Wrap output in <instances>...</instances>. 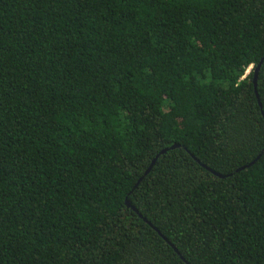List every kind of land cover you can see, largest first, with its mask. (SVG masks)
<instances>
[{
  "label": "trees",
  "instance_id": "trees-1",
  "mask_svg": "<svg viewBox=\"0 0 264 264\" xmlns=\"http://www.w3.org/2000/svg\"><path fill=\"white\" fill-rule=\"evenodd\" d=\"M263 58L264 0H0V264H264Z\"/></svg>",
  "mask_w": 264,
  "mask_h": 264
},
{
  "label": "water",
  "instance_id": "water-1",
  "mask_svg": "<svg viewBox=\"0 0 264 264\" xmlns=\"http://www.w3.org/2000/svg\"><path fill=\"white\" fill-rule=\"evenodd\" d=\"M263 60H264V58L261 60V62H260V64L257 66V68L255 69V71H254V85H255V88H257V81H258V77H259V72H260V69H261V66H262V63H263ZM256 94H257V96H258V93H257V89H256ZM258 98H259V96H258ZM174 148V147H173ZM167 150H164L163 151V153H165ZM158 159V157L153 161V163L151 164V166H150V168L146 171V173H145V176L146 175H148V173L151 171V169H152V167H153V165H154V163L156 162V160ZM216 175H218V176H221V175H219V174H217V173H215ZM142 181V178L139 180V183ZM128 206L130 207V204L128 203ZM150 226H152L153 227V225L150 223ZM177 251V250H176Z\"/></svg>",
  "mask_w": 264,
  "mask_h": 264
},
{
  "label": "rangeland",
  "instance_id": "rangeland-1",
  "mask_svg": "<svg viewBox=\"0 0 264 264\" xmlns=\"http://www.w3.org/2000/svg\"><path fill=\"white\" fill-rule=\"evenodd\" d=\"M250 72V69H249V71H248V73Z\"/></svg>",
  "mask_w": 264,
  "mask_h": 264
}]
</instances>
